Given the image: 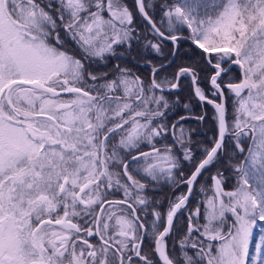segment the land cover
Instances as JSON below:
<instances>
[{
  "label": "snow or ice",
  "instance_id": "1",
  "mask_svg": "<svg viewBox=\"0 0 264 264\" xmlns=\"http://www.w3.org/2000/svg\"><path fill=\"white\" fill-rule=\"evenodd\" d=\"M134 4L149 34L173 44V57L187 40L205 67L193 61L161 79L164 66L152 67L146 82L117 65L109 79L107 72L89 71V62L114 54L116 45L139 42L125 0H0V264H133V257L142 264H264V0H176L163 11L167 34L149 14L148 0ZM178 25L187 36L176 34ZM143 47L161 52V43L151 40ZM222 62L239 66V82L222 79L230 71ZM185 77L193 95L213 106L218 135L198 161L177 138L184 159L194 161L189 176L181 173L187 193L169 201L166 214L153 209L149 225L137 215L136 205L149 203L141 180L174 182L179 166L171 145L153 143L167 131L155 121L171 107L163 93ZM225 91L237 98L231 122ZM142 144L151 150L140 151ZM228 146L236 186L225 191V174L210 175L205 223H193L198 206L179 249L170 250L166 238L175 217ZM133 163L140 179L129 170ZM113 187L123 190L122 199H107ZM149 227L152 246L145 249ZM92 236H99L98 246L85 238Z\"/></svg>",
  "mask_w": 264,
  "mask_h": 264
},
{
  "label": "flooded vegetation",
  "instance_id": "2",
  "mask_svg": "<svg viewBox=\"0 0 264 264\" xmlns=\"http://www.w3.org/2000/svg\"><path fill=\"white\" fill-rule=\"evenodd\" d=\"M136 36L139 37V42H136V40L134 39L133 41H131V43H133L134 45L136 44L137 46H141V45L143 46L144 44H146L148 42V40H151L153 43H156V42H154L153 38L150 36H147V40H145L144 36H142V35H136ZM72 46H73V48L75 47L74 45H72ZM116 46H119V45H116ZM116 46H114V47H116ZM147 50H149V49H147ZM137 51H138V58L134 62V65H131L129 68H126V69H129L131 71V73L133 74V76H139L142 80L147 82L146 78H147V76H148V79L150 78L152 67H157V65H155L153 62L150 63L151 56H152L151 55L152 50H149L150 56H142V57H140V50H137ZM216 54H217L216 55L217 59H219V56L222 55V53H216ZM146 57H148V58L145 59ZM128 60H129L128 57H124L119 62L116 63V66L119 65L121 68H125L122 65V63L123 62L124 63H130ZM119 63H121V64H119ZM162 63H159L158 65H160ZM227 64H228L227 62H222L223 67H226ZM233 65L234 64L229 65L228 68L231 69V67ZM181 66H184V65H181ZM238 69H239V76L236 79L231 80V79H226L224 77H222V79L225 82H239V79L241 78L242 73H241L239 66H238ZM147 73H148V75H147ZM89 84H91V83H89ZM167 93L168 92H165L163 94L165 95L166 99L169 102V97H168ZM156 95H160V94L156 93ZM67 96H68V99L72 98L68 94H67ZM232 97H235L234 94H231V93H228L227 91H225V101L224 102L226 104V108H227V101L229 102V100ZM209 98L210 99H216L217 103L220 102V100L218 98L211 97V96ZM199 104L201 106L200 108L202 109V114H203L204 113V107L208 106L209 104L208 103H202V102H200ZM228 112L229 111L227 109V115H228ZM202 114L185 112V113H180L177 116L173 117V119H171L172 113L170 110H167L166 116L163 119H157L155 121L156 124H165L167 126V131L164 132L160 137L155 138L153 143L155 144V146L157 148H163V147L168 146V145H171L172 147H176L177 152L182 155L181 163L179 164V166H181L183 169L189 168L188 167L189 162L191 164V163H193V161H187L184 159L181 146L177 142L178 137L182 136V138L184 140V145L192 150V153L194 156H196V155L199 156L202 153V149L206 146L210 147L212 144L213 138L218 135L217 131L215 133H213L210 130H204V129H198V130L196 129L195 130L192 128L194 126L193 124L187 123V122H182L180 120V117H193V118L198 117L200 119V117H202ZM227 118H228V116H227ZM173 124L176 125L175 129H173V127H172ZM181 129H183V133H181ZM210 137H212L211 140H210ZM119 138H120V133H117V135L114 137V139L119 140ZM210 141H211V143H210ZM230 141L231 140H228L227 142H230ZM150 150H151L150 145L142 144L140 147V151H143V152H148ZM132 155L135 156V155H138V153L133 151ZM143 163H144L143 160L139 161V164L143 165ZM113 170L115 171L118 169H113ZM129 170L133 173V175H137V164L133 163ZM190 172L191 171L187 172L186 174L185 173H182V174L186 178L187 176L190 175ZM137 178L140 179L141 177L139 175H137ZM159 180H161V182L159 184H157L156 181H150V179H147V180L142 179L141 180L142 183L146 184V189L144 190L143 195L148 198L149 203L147 206L136 205L137 215H139L141 217L142 221H147L149 225H151V223L154 220V217L150 214L153 209H156V210L161 211V212L166 214L167 209H168V205H169V201L174 200L176 196L180 195L181 193H186V191H187V187L181 183V173H179L178 177L174 178V182L170 181L166 177L160 178ZM201 185L205 186L204 191L201 190ZM106 195H107V199H109V200L122 199L123 198V190L118 189L117 187H113L112 189L107 190ZM212 195H213V182L210 179H208V177L200 178L199 182L194 185L192 195L190 196L186 206L175 217L174 225H173V229H172L173 232H171L170 235L166 238V243H167V246L170 250L173 249V245H178V244L180 245L181 240L183 239L184 235L186 234L185 231H187L188 217L192 213H194L195 209L198 206L200 207L201 215L199 217H193V223L197 226L202 225L201 223L204 221V218H203L204 201ZM105 207H107V205ZM228 215L231 216L230 213ZM88 220H89V217H87V216H82V218H81V222H83V223H86ZM144 231L148 232V238L144 241L143 247L145 249H149L152 246V239H153L152 233H151V228L149 227V228L145 229ZM201 231H202V229H201ZM109 235H111V233H109ZM85 238L88 239L90 241V243L93 245L98 246L100 243L99 236H92V237H85ZM195 238H196V234L194 233L192 235V237L190 238L189 243H191V239H195ZM110 255H111V253H110ZM125 264H127V261H125ZM133 264H142V262L136 260V258L133 257Z\"/></svg>",
  "mask_w": 264,
  "mask_h": 264
},
{
  "label": "trees",
  "instance_id": "3",
  "mask_svg": "<svg viewBox=\"0 0 264 264\" xmlns=\"http://www.w3.org/2000/svg\"><path fill=\"white\" fill-rule=\"evenodd\" d=\"M45 2H52L55 5H58L59 0H45ZM126 4L130 8V10L134 13L135 16V29H136V35H142V36H150L153 38L152 35L149 34V29L148 25L144 23L143 19L139 16L136 15V7L134 4V0H125ZM220 3V0H200L201 5L205 3ZM169 3H176V0H148V4L150 6L149 8V14L152 16V18L157 22V25L160 26L162 23L161 30L162 31H168V24L167 20L164 19L162 22V17H163V11H166V5ZM153 5H159L160 7H155ZM205 9L203 6L200 8L201 12V18H203V13ZM178 29H181L179 31H176V34L182 35V36H187L188 31L187 30H182L183 26L178 25ZM62 38L67 40V36L65 35L64 32H61ZM154 42L156 43H161V52L156 53L154 51L152 52L151 60L150 63L153 62L155 65L158 66L159 63H162L164 61H167L170 56L171 52L173 50V45L170 42L164 41L161 42L159 39L153 38ZM69 44L71 45V42L69 41ZM72 46V45H71ZM73 47V46H72ZM115 53L107 55L105 59L103 60H93L89 62V71L95 73V74H101L107 72L109 74L108 78L112 79V73L115 71L116 68V63L119 62L122 58L128 57L130 63H122V65L125 68H129L131 65H134V62L138 58V51L140 50V57L142 56H150V49L147 50L144 48L142 45L137 46L136 44L134 45L131 43V46H129L128 43L120 44L119 46L114 47ZM214 56L217 54L214 53ZM167 57V59H165ZM146 57L145 59H147ZM203 57L200 55V51L196 49L189 41L187 40H181L180 41V47H179V53L173 57L170 62L164 64L163 66V71H161L157 79L163 78L165 75H169V77L173 76L175 72L177 71L178 66L184 65H190L193 61H197L201 67H205L203 63ZM133 61V62H132ZM121 64V63H119ZM148 75V73H147ZM203 75V74H202ZM239 76V69L237 65H233L228 72L226 76H223L226 79H236ZM147 81H149L148 76L146 78ZM102 82V81H101ZM89 83H92L89 81ZM202 87H205V90L208 91V88L206 85H201ZM192 85L190 84V79L185 77L180 80V86L178 89L172 90L170 93L168 92V97H169V104H170V111L172 113V118L177 116L180 113H198L202 114V109L200 108V102L198 99L193 95L192 93ZM157 94H161L157 92ZM170 94V95H169ZM67 95V94H65ZM178 98V99H177ZM237 98L232 97L229 102L227 101V109H228V119L229 122L232 121L234 117V104L236 103ZM187 104L188 107L185 108L184 105ZM214 109L211 104L208 106L204 107V113L202 114V117H204L202 120L199 119L198 117L193 118V117H185V119L181 120L182 122H187L191 123L194 126L192 127L193 129H204V130H210L211 132L215 133L217 131V126L216 123L213 119L214 117ZM190 127V126H189ZM188 127V128H189ZM212 137H210V140ZM211 143V141H210ZM209 143V144H210ZM232 141L227 142V145H231ZM174 154L179 158V164L181 163V158L182 155L177 152L176 147H173ZM235 156V153L233 152L232 148L228 146L226 148V154L222 153V159L219 160L216 164L208 168L207 171L203 173V176L201 178H206L210 177V175L215 174L217 170L223 172L225 176L227 177L226 182L223 183L224 190H229L231 191L237 184V174L228 167L229 164V157ZM202 155L200 154L199 156L196 155L195 159L198 161ZM194 162V161H193ZM237 160H232V163H236ZM192 164H188L189 168L183 169L181 166H178L177 169L174 170L173 172V177H178L179 173H187L191 171L192 169ZM165 178V177H162ZM167 178V177H166ZM161 180H157L156 183L159 184ZM228 215V214H227ZM229 223H231V219H233L231 216H229ZM205 221H203L201 224H204ZM173 232V230H172ZM187 232V231H185ZM180 245H173V248L179 249ZM185 251H188L189 255L192 254L191 251L188 249H184Z\"/></svg>",
  "mask_w": 264,
  "mask_h": 264
},
{
  "label": "water",
  "instance_id": "4",
  "mask_svg": "<svg viewBox=\"0 0 264 264\" xmlns=\"http://www.w3.org/2000/svg\"><path fill=\"white\" fill-rule=\"evenodd\" d=\"M173 47H174V46H173ZM172 58H173V56L171 55L170 58H169L167 61L163 62L162 64L158 65L157 67H160L161 65H164V64L170 62V60H171ZM229 65H231V64L228 63V64L226 65V67H228ZM186 193H187V191H186Z\"/></svg>",
  "mask_w": 264,
  "mask_h": 264
},
{
  "label": "rangeland",
  "instance_id": "5",
  "mask_svg": "<svg viewBox=\"0 0 264 264\" xmlns=\"http://www.w3.org/2000/svg\"><path fill=\"white\" fill-rule=\"evenodd\" d=\"M61 98L67 100V99H68V96L65 95V94H62ZM225 191H227V190H225ZM228 191H229V190H228ZM225 199H226V198H225Z\"/></svg>",
  "mask_w": 264,
  "mask_h": 264
}]
</instances>
